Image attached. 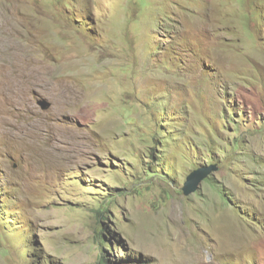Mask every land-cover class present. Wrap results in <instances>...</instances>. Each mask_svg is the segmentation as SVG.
Instances as JSON below:
<instances>
[{
	"label": "rangeland",
	"instance_id": "1",
	"mask_svg": "<svg viewBox=\"0 0 264 264\" xmlns=\"http://www.w3.org/2000/svg\"><path fill=\"white\" fill-rule=\"evenodd\" d=\"M0 264H264V0H0Z\"/></svg>",
	"mask_w": 264,
	"mask_h": 264
},
{
	"label": "water",
	"instance_id": "2",
	"mask_svg": "<svg viewBox=\"0 0 264 264\" xmlns=\"http://www.w3.org/2000/svg\"><path fill=\"white\" fill-rule=\"evenodd\" d=\"M40 107L42 109H46L48 105L44 102L40 103ZM215 167H208V168H199L190 173L187 177L186 182L183 187L184 196H188L194 193L198 186L203 182L205 179L209 177L211 172L215 171Z\"/></svg>",
	"mask_w": 264,
	"mask_h": 264
},
{
	"label": "bare ground",
	"instance_id": "3",
	"mask_svg": "<svg viewBox=\"0 0 264 264\" xmlns=\"http://www.w3.org/2000/svg\"><path fill=\"white\" fill-rule=\"evenodd\" d=\"M16 66H17V65H16ZM19 67H20V66H19ZM19 67H18V68H19ZM21 67H22V66H21ZM19 76H20V75H19ZM20 78H21V77H20ZM18 79H19V78H18Z\"/></svg>",
	"mask_w": 264,
	"mask_h": 264
}]
</instances>
